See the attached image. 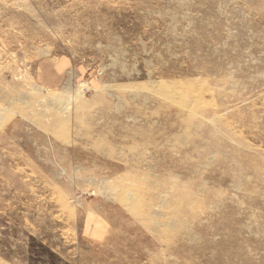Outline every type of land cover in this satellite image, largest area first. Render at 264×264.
Instances as JSON below:
<instances>
[{
    "label": "rangeland",
    "instance_id": "obj_1",
    "mask_svg": "<svg viewBox=\"0 0 264 264\" xmlns=\"http://www.w3.org/2000/svg\"><path fill=\"white\" fill-rule=\"evenodd\" d=\"M0 264H264V0H0Z\"/></svg>",
    "mask_w": 264,
    "mask_h": 264
}]
</instances>
